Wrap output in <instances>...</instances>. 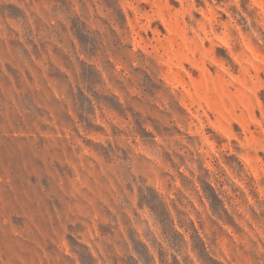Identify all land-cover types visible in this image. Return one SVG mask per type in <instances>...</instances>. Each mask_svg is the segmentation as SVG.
<instances>
[{
    "label": "rangeland",
    "instance_id": "374dc122",
    "mask_svg": "<svg viewBox=\"0 0 264 264\" xmlns=\"http://www.w3.org/2000/svg\"><path fill=\"white\" fill-rule=\"evenodd\" d=\"M0 264H264V0H0Z\"/></svg>",
    "mask_w": 264,
    "mask_h": 264
}]
</instances>
